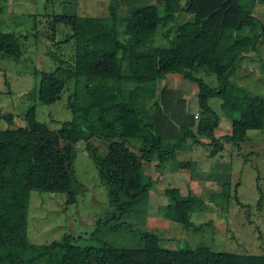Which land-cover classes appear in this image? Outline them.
Returning <instances> with one entry per match:
<instances>
[{"label": "trees", "instance_id": "trees-1", "mask_svg": "<svg viewBox=\"0 0 264 264\" xmlns=\"http://www.w3.org/2000/svg\"><path fill=\"white\" fill-rule=\"evenodd\" d=\"M151 1L113 0L107 13L96 17L75 12L52 16L53 30L61 23L71 29L73 63L64 65L53 57L61 64L41 73L38 100L52 105L67 90L73 114L59 129L50 130L38 121L32 105L24 116L25 126L0 129V264H264V252H216L208 245L195 250L163 248L158 234L147 231L141 235L145 247L137 249L107 241L79 246L68 234L44 245L28 240L31 191L73 195V162L81 142L86 143L108 197L112 201L120 197L124 201L120 205L128 207L153 189L167 170L176 174L190 170L192 177L200 176L194 162L178 158L190 140L205 146L212 157L226 144L246 141L248 130H264V98L243 87L238 94L230 81L264 34L253 12L256 2L264 0H186L185 5L182 0H162V7ZM182 15L191 20L183 21ZM166 25L169 44L156 46L157 30ZM21 44L16 34L0 30V56L19 59ZM202 71L216 74L217 85L200 78ZM168 73L181 74L197 85L201 111L197 121L179 92L158 88ZM209 97L222 99V112L232 118L229 134H215L219 113ZM0 119L13 123V115L1 109ZM154 158L156 178L143 171ZM227 178L230 182L231 176ZM238 185L234 198L245 206L235 195ZM159 193L166 199L159 208L166 218L198 228L190 221L192 204L197 202L191 191L183 194L170 186ZM259 232L264 240V232Z\"/></svg>", "mask_w": 264, "mask_h": 264}, {"label": "rangeland", "instance_id": "rangeland-1", "mask_svg": "<svg viewBox=\"0 0 264 264\" xmlns=\"http://www.w3.org/2000/svg\"><path fill=\"white\" fill-rule=\"evenodd\" d=\"M112 1L0 0V30L16 34L22 43L19 59L0 56V109L13 115L11 125L0 119V129L25 126L24 116L32 105L37 107L38 121L46 124L50 130L59 129L64 120L71 119L73 113L67 103V90L52 105H45L38 100L41 73L55 69L61 64L60 61L68 66L73 63L74 43L68 38L72 34L71 29L61 23L53 30L52 16L62 12L101 16L107 13ZM151 3L163 6L162 0H152ZM185 3L186 0H182V4ZM253 12L264 26V1H257ZM181 18L183 21L191 20L190 15H182ZM168 28V25L158 28L156 46L166 47L169 44L164 35ZM248 55L252 59H244L230 81L236 84L237 93L243 87L264 98V34L257 50ZM53 57L60 59L59 63ZM199 77L209 85H217L214 73L202 71ZM158 88L165 92L176 90L187 100V111L201 115L196 97L198 87L186 81L181 74L168 73ZM209 99L219 113V128L215 134L220 136L225 132L223 130L229 128L230 120L222 112V99ZM146 117L151 120L150 115ZM247 140L239 145L226 144L229 147L227 158L232 160L228 169H231L232 174L226 172L227 169L224 172L212 169V159H207V148L193 145L190 140L188 149L180 151L178 158L180 161L194 162L195 169L203 173L192 177L191 171L185 170L182 172L183 177L178 174L179 181L155 184L153 189L138 196L131 205H126L128 207L120 205L124 202L120 197L116 198L117 201L108 197L105 183L88 155L86 143L81 142L73 162V195L67 192L31 191L28 240L30 243L44 245L59 241L68 234L72 236V242L79 246H100L103 241H107L120 248L137 249L145 247L146 241L141 235L147 231L158 234L163 248L195 250L201 245H208L216 252L261 254L264 252V240L259 238V230L264 232V149L251 151L249 145L255 147L256 141L254 138L249 142ZM94 142L100 144V140ZM259 142L264 147V139ZM134 148L139 149L137 146ZM193 150H197L195 156ZM197 156L201 157L199 166L195 161ZM155 160L150 166L143 167L146 175L154 178L157 177ZM208 174L212 176L205 179ZM228 175L233 177L230 179L232 184L226 182ZM239 182L235 195L245 206L236 203L234 198V188ZM176 185L181 187L183 194L191 190L192 197L197 200L196 204H192L190 212V221L198 227L195 230L183 227L180 222L166 218L163 211H159L161 206L166 205V199L159 192Z\"/></svg>", "mask_w": 264, "mask_h": 264}, {"label": "crops", "instance_id": "crops-1", "mask_svg": "<svg viewBox=\"0 0 264 264\" xmlns=\"http://www.w3.org/2000/svg\"><path fill=\"white\" fill-rule=\"evenodd\" d=\"M238 114H240L239 112H238ZM238 114L237 115H235V116H233V117H237L238 116ZM228 118V117H227ZM229 120H230V124H229V128L228 129H226V130H223V131H225V132H223V134L222 135H225V134H229L230 133V131H231V121H232V118H228ZM250 132H256V133H254V136L255 137H253V135H252V133H250ZM261 133L263 134V135H261ZM248 134H249V139L247 140L248 142L251 140V138H254V140L256 141V145H255V147H252V145L250 146L249 145V147H251V151H253V150H258V151H260V150H263L264 149V147L262 146V145H260V142H259V140H262L263 141V139H264V130H252V131H250V130H248ZM222 135H220V136H222ZM257 136V137H256ZM249 144H251V143H249ZM187 150V149H186ZM228 150H229V147L227 146V145H225V147H224V150H222L221 152H219L217 155H215V156H208L207 157V159H212V160H210V164H211V167H212V169H215L216 170V172H224V170L225 169H227V170H229V171H227V170H225L226 172H229V173H231L232 174V171H231V169H228V164L229 165H231V162H232V160L230 159V158H227L228 157ZM184 151V150H183ZM182 151V152H183ZM197 152V150H193L192 151V154L195 156L196 153ZM198 155H199V153H198ZM180 156V152L178 153V157ZM214 158L216 159V161H214ZM195 161H197L198 162V166L200 165V161H201V157L200 156H197V158L195 159ZM223 161V162H222ZM214 166H215V168H214ZM201 173H203V172H201ZM173 175L174 176H176L177 178L175 179L174 177H173ZM179 175H183V173H181L180 172V174ZM231 176V180H232V175H230ZM183 177V176H182ZM178 178H179V176H178V174H176L174 171L172 172L171 170H167V171H165L163 174H162V177L160 178V180H159V182H165V183H168L167 181H179L178 180ZM206 182V181H205ZM229 184H232V182L230 181V183ZM238 184H240V182L239 183H237L236 185H238ZM175 187H178V188H180V190H181V192H182V189H181V187H179L178 185H176ZM191 191V190H190ZM192 194H193V192L191 191V197H192ZM194 200H196L194 197H192ZM193 206V205H192ZM192 208V207H191Z\"/></svg>", "mask_w": 264, "mask_h": 264}, {"label": "built area", "instance_id": "built-area-1", "mask_svg": "<svg viewBox=\"0 0 264 264\" xmlns=\"http://www.w3.org/2000/svg\"><path fill=\"white\" fill-rule=\"evenodd\" d=\"M198 115H199V114H196V115H195V119H197V118H198Z\"/></svg>", "mask_w": 264, "mask_h": 264}]
</instances>
